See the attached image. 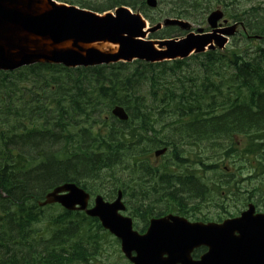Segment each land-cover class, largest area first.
<instances>
[{"label": "trees", "instance_id": "1", "mask_svg": "<svg viewBox=\"0 0 264 264\" xmlns=\"http://www.w3.org/2000/svg\"><path fill=\"white\" fill-rule=\"evenodd\" d=\"M63 1L94 11L115 4L145 10L143 0ZM180 2L175 11L181 15V7H186L182 17L198 10L206 13L220 4L219 0ZM249 22L255 26L254 34H264L263 21L257 24L251 16ZM195 59L194 65L178 61L171 66L119 64L74 70L34 65L0 72V193L5 195L0 204V264H73L94 257L91 252L83 255V249L49 251L31 241L30 226L39 221L35 203L58 184L75 183L91 192L111 184L129 202L134 199L145 206L149 214H158L156 204L162 201L178 204L201 199L206 184H164L167 179L161 175L158 184L149 181L144 191L141 182H136V175L143 182L153 173L147 162L135 159L134 130L156 133L153 116L164 118L162 111L142 109L143 98L133 95L142 84L149 83L148 94L159 101L174 103L177 115L160 133L185 120L188 124L181 127L188 135L179 129L178 139L185 135L193 146L202 141L204 149L225 145L226 156L236 151L235 137L249 140L264 134V49L248 53L240 47L229 54L209 52L202 60ZM113 106L124 107L129 121L111 118ZM256 146L264 149V142ZM232 183L219 177L215 190L230 192ZM112 189H107L108 195ZM30 198L32 203H28Z\"/></svg>", "mask_w": 264, "mask_h": 264}, {"label": "water", "instance_id": "2", "mask_svg": "<svg viewBox=\"0 0 264 264\" xmlns=\"http://www.w3.org/2000/svg\"><path fill=\"white\" fill-rule=\"evenodd\" d=\"M155 7V0H147ZM221 14L215 12L208 18L213 26ZM182 28L187 25L178 22ZM144 24L136 14L119 8L113 14L98 16L73 7L55 5L51 0H0V70H15L33 62L62 64L65 67L93 66L118 60L140 58L152 61L161 57H185L210 43V35H189L180 42L166 41V52H156L150 42L136 40L143 37ZM160 26L149 30L153 32ZM201 32V30H199ZM34 37V38H32ZM32 38V39H31ZM49 43L47 49L46 43ZM69 43L64 50L54 45ZM108 42L119 46L117 53H103L97 49H84V45ZM223 42V41H220ZM83 51L85 57L77 51ZM113 114L125 119L121 109ZM159 154V153H157ZM121 194L111 205L95 200V208L87 211L98 217L111 232L121 236L125 252L135 251L138 262L148 260L159 251H179L205 245L210 251H224L228 254L221 264H262L264 261V218L244 216L223 225H188L183 220L168 218L152 224L148 233L139 237L131 232V222L117 215L122 210ZM89 196L73 184L56 188L45 197L42 205L59 203L68 210H85ZM76 206H79L76 208ZM228 259V260H227Z\"/></svg>", "mask_w": 264, "mask_h": 264}, {"label": "rangeland", "instance_id": "3", "mask_svg": "<svg viewBox=\"0 0 264 264\" xmlns=\"http://www.w3.org/2000/svg\"><path fill=\"white\" fill-rule=\"evenodd\" d=\"M161 1L165 2L167 0H161ZM170 4L164 5L165 7L162 4H160V6L156 10L149 12V15L153 16L157 21L163 22L164 20L167 19L166 16H163L162 18H160V17L162 16V14L168 12L170 10V8H173V6ZM253 5L264 7V0H252V2H250L248 6H253ZM159 11H161V12H159ZM185 21L189 22V26L191 28V31H194L197 27L205 26V24H204L205 20L202 23L203 26L197 25V23L194 21H190V20H185ZM147 25L151 26V23H149V21H147ZM171 36L181 37L182 33L178 34V30H177V32L172 33ZM153 37H155V36L149 35L148 39H151ZM47 104L48 103H46L45 105H47ZM257 130H258V128L256 130L253 129L252 132L255 133ZM170 136L172 137L173 134H170ZM245 139H246L245 136L237 137L236 138V147H238L239 149L243 148V143H244ZM181 140H183V139H181ZM186 142L188 144H193V143H191L190 139L189 140L184 139V141H180V143H184V144ZM201 148H202V146H201ZM202 149L204 150V154H202L201 157L202 158H209V162H206V164H218L220 166L215 171L203 172L201 170L199 172L201 180L205 184H207L208 188H210L211 185L217 181V178L220 175H222V172L223 173L226 172V170L224 169L226 166H229L233 170H234V168H236V166H239V164H237L238 160H236L235 156H233L232 158L229 159V156L224 155L225 149H226L225 145L223 147H221V149H210V148H208V149L202 148ZM198 169H199L198 165H196L195 167H192V171H194V172H196ZM186 172H188V169L184 168V167L175 169L176 175L185 174ZM146 178H147V176H146ZM146 178L142 182V186H143L144 191H145V188H144L145 184L148 185L149 181L152 182V180L153 181L156 180V177L154 175L149 176L147 178V180H146ZM164 179H167V181L164 180V184H172V185L177 184V186L183 185L184 183H182V182H186L189 184L194 183L192 180H177L176 181L177 183H175V182H171V181L175 180L173 178L166 177ZM252 182H253L252 184L249 181L240 184L241 192L244 193L248 189L250 190L251 187H255V186L262 187V190L264 191V175L257 178L256 180H253ZM215 189H216V187H215ZM225 198H227L226 193H221V195H218V193L216 191H214V192L209 194V199L212 201V203L205 202V201L202 203H197L198 201H189V202L185 201L184 204H188V203L197 204L201 210L199 209V211L196 212V217H198L200 219H208L209 221H212V220L216 221L219 218L224 219V218H229L226 216L235 215L237 213L236 210L241 207V203L234 201L233 198L230 201H225L224 200ZM124 200L126 203H128L129 198H125ZM260 200L261 201L259 203V205H260L259 210L261 212H264V194L263 193L261 194ZM162 203L168 204L165 201H163ZM219 204H223L224 209H220ZM169 205H171V204H169ZM53 212H56V210H45L44 211V216H45L44 221H42L40 224H37L36 226H33V230H37V229L40 231L45 230L47 227V220L49 218V215L52 214ZM50 239H51V234L48 233L47 235H45L43 237V239L41 241L45 243V242H48ZM109 252L111 255L109 257L103 259V261L106 263L115 262L116 261V249H115V247L109 249Z\"/></svg>", "mask_w": 264, "mask_h": 264}, {"label": "bare ground", "instance_id": "4", "mask_svg": "<svg viewBox=\"0 0 264 264\" xmlns=\"http://www.w3.org/2000/svg\"><path fill=\"white\" fill-rule=\"evenodd\" d=\"M203 1V0H202ZM127 2V1H126ZM182 3V2H180ZM184 3V1H183ZM185 6V5H184ZM251 17V16H250ZM251 20V19H250ZM253 20V18H252ZM263 24V23H261ZM262 29V28H261ZM34 38V37H32ZM31 38V39H32ZM47 45V49L49 48V43L48 42H45ZM69 47V43L67 44L66 42L65 43H62V44H58V45H54L53 48L56 49V50H64L66 48ZM84 49H88V48H95L97 50H100V51H109L110 53H114L117 51V45H112V44H109V43H93V44H89V45H84L83 46ZM83 55V53H81ZM121 107V106H120ZM123 108V107H122ZM127 114V112H126ZM127 117H128V114H127ZM129 119V117H128ZM200 135V134H199ZM198 140V139H196ZM60 142V141H59ZM11 152V151H10ZM177 152H179V149H177ZM22 154V153H21ZM180 154V152H179ZM147 180V178H146Z\"/></svg>", "mask_w": 264, "mask_h": 264}, {"label": "flooded vegetation", "instance_id": "5", "mask_svg": "<svg viewBox=\"0 0 264 264\" xmlns=\"http://www.w3.org/2000/svg\"><path fill=\"white\" fill-rule=\"evenodd\" d=\"M139 206L141 207H145L141 204H138ZM137 204L135 205L137 208H141L139 207ZM205 252H203V249L202 248H198V249H195L192 254H191V258L192 260H199L200 256L203 255ZM123 258V257H122ZM123 263L124 264H130L127 260H125L124 258L122 259Z\"/></svg>", "mask_w": 264, "mask_h": 264}]
</instances>
